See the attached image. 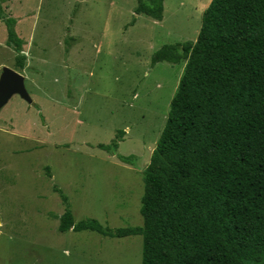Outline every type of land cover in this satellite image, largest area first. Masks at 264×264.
Returning <instances> with one entry per match:
<instances>
[{
    "label": "rangeland",
    "instance_id": "obj_1",
    "mask_svg": "<svg viewBox=\"0 0 264 264\" xmlns=\"http://www.w3.org/2000/svg\"><path fill=\"white\" fill-rule=\"evenodd\" d=\"M211 1L164 0L156 20L137 0H1L34 103L0 111V264H142V235L60 232V217L143 226L144 171L188 62L152 56L195 43ZM16 55L0 19V74Z\"/></svg>",
    "mask_w": 264,
    "mask_h": 264
},
{
    "label": "trees",
    "instance_id": "obj_2",
    "mask_svg": "<svg viewBox=\"0 0 264 264\" xmlns=\"http://www.w3.org/2000/svg\"><path fill=\"white\" fill-rule=\"evenodd\" d=\"M137 1V13L162 19L164 0ZM0 19L17 53L15 69H23V41L1 0ZM184 57V74L144 171L143 226L76 222L67 209L59 231L140 234L142 264H264V0H212L196 42L166 44L152 63Z\"/></svg>",
    "mask_w": 264,
    "mask_h": 264
},
{
    "label": "water",
    "instance_id": "obj_3",
    "mask_svg": "<svg viewBox=\"0 0 264 264\" xmlns=\"http://www.w3.org/2000/svg\"><path fill=\"white\" fill-rule=\"evenodd\" d=\"M15 94L28 103H34L27 91L25 76L16 69L5 66L0 74V111Z\"/></svg>",
    "mask_w": 264,
    "mask_h": 264
}]
</instances>
